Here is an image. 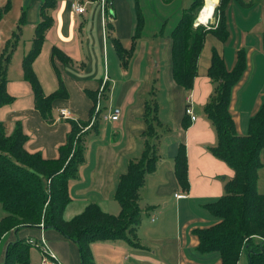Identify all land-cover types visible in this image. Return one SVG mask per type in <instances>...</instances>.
<instances>
[{
  "label": "crops",
  "instance_id": "crops-1",
  "mask_svg": "<svg viewBox=\"0 0 264 264\" xmlns=\"http://www.w3.org/2000/svg\"><path fill=\"white\" fill-rule=\"evenodd\" d=\"M42 1L0 2V55L13 45L6 65V90L13 100L0 106L6 133L20 125L27 137L23 143L27 152L56 158L71 128L66 119H60V110L69 111L71 119L87 120L99 102L95 125L84 137V160L76 176L68 180L70 201L63 217L70 219L89 204H97L109 214L120 212L115 197L118 180L140 157L151 121L157 132L153 140L157 158L138 192L143 216L134 230V243L92 242L93 259L96 264H219L218 252L197 249V230L218 222L209 204L223 195L225 182L234 175L227 163L210 151L217 135L204 110L213 92L208 68L213 50L229 71L237 54L243 53L245 68L231 89L229 113L236 133L246 134L250 118L264 100V0H224L222 5L221 0H202V5L213 3L215 12L222 8L225 29L222 38L206 33L189 91L173 79L169 35L178 20L172 22V18H179L189 7L183 0H108L105 26L99 0H90L82 14L71 11L72 0H55L47 10L52 23L32 63L45 94L56 89L59 78L68 92L67 98L52 101L48 119L36 108L32 87L22 70V59L41 21ZM14 9H18L20 35H8L2 26ZM140 19L142 28L137 33ZM215 20L216 16L212 26ZM53 48L64 58L53 56ZM105 76V88L99 93ZM187 107L192 109L194 120L186 113ZM115 108L119 109L117 120L102 118ZM181 145L186 158V187L175 172ZM260 160L257 189L264 194V149ZM3 214L0 208V218ZM18 240L28 244L27 262L14 264H40L42 240L58 264H81L77 244L43 225L7 232L0 240V264L8 244ZM237 264H248L244 252Z\"/></svg>",
  "mask_w": 264,
  "mask_h": 264
},
{
  "label": "trees",
  "instance_id": "trees-1",
  "mask_svg": "<svg viewBox=\"0 0 264 264\" xmlns=\"http://www.w3.org/2000/svg\"><path fill=\"white\" fill-rule=\"evenodd\" d=\"M222 2L224 0H221L220 5ZM54 5L55 0L42 1L39 9L41 21L36 24L31 47L22 59L23 78L32 87L36 108L47 119L52 101L68 96L60 78L56 89L45 94L32 68L44 32L52 23L47 10ZM201 6L202 0H192L169 31L172 39L173 79L187 91L191 89L197 73V58L206 33L213 32L219 38L224 36L221 7L215 12L218 18L215 25L209 28L194 26ZM141 28L140 19L137 33H140ZM9 46L10 49L6 51V48L0 55V106L13 100L6 90V65L13 49V45ZM116 47L121 54L120 47ZM52 55L64 58L57 48L52 49ZM244 68L242 52L237 54L235 66L229 71L222 57L213 50L208 68L213 92L204 106L217 135L216 145L210 147V151L226 162L234 175L225 182L223 195L209 204L218 222L197 230V249L202 253L218 252L219 264H237L243 252L248 264H264V194L257 189L260 154L264 149V100L250 118L246 134L236 133L229 113L231 89ZM66 120L70 123V131L65 143L58 149V157L52 159L27 152L23 148L27 137L21 126H16L7 134L5 124L0 121V208L4 213L0 218V240L10 230L42 223L43 228H53L77 244L81 264H96L90 247L92 242L125 240L134 243V230L143 216L138 204V192L145 174L152 170L157 158L153 144L157 132L149 121L140 157L128 165L126 173L118 180L115 197L121 209L117 215L104 212L97 204H89L80 213L65 219L63 211L70 201L68 180L76 176L84 160L83 141L87 130L82 129L90 123L91 117L87 120ZM94 125L95 121L90 127ZM175 172L186 187V158L182 145L175 157ZM27 249L28 244L21 240L9 243L2 264L26 263Z\"/></svg>",
  "mask_w": 264,
  "mask_h": 264
},
{
  "label": "built area",
  "instance_id": "built-area-1",
  "mask_svg": "<svg viewBox=\"0 0 264 264\" xmlns=\"http://www.w3.org/2000/svg\"><path fill=\"white\" fill-rule=\"evenodd\" d=\"M1 2V0H0ZM100 2V6H101V14L103 16V24L105 26V22H104V15L106 14V11L104 10L105 7L108 5V0H99ZM91 1L90 0H72L70 2V9L71 11H73L74 13L77 14H82L86 11V6L88 4H90ZM204 6V5H203ZM203 6L201 8V10L203 9ZM200 10V11H201ZM105 13V14H104ZM200 13V12H199ZM215 10H213L211 17L208 19L207 22L205 23H201L198 21V16H196L195 21H194V26L197 25H203L205 27H210L211 23H212V19L215 16ZM199 15V14H198ZM107 16V15H106ZM217 17L216 20L214 22V25L217 23ZM107 80V76L104 77L103 82L101 83V86L99 88V93L102 92V90L105 88V81ZM100 106H99V102L97 101L96 105H95V112L99 113L100 111ZM186 113L190 116L191 120L195 119V115H193L192 113V109L190 107L186 108ZM60 119H67L69 118V111H67L66 109H61L60 110ZM119 117V109L115 108L113 109L111 112L109 113H104L102 114V118L103 119H107V120H117ZM95 121V117L92 116L90 123L84 127L82 129V131H84L85 129H87L88 127H90L92 125V123ZM40 226H42V223L39 224ZM31 241V240H30ZM32 242V241H31ZM41 251H42V257H41V262L40 264H58L57 263V259L55 254L51 251V249L45 244L44 240H42L41 242Z\"/></svg>",
  "mask_w": 264,
  "mask_h": 264
},
{
  "label": "rangeland",
  "instance_id": "rangeland-1",
  "mask_svg": "<svg viewBox=\"0 0 264 264\" xmlns=\"http://www.w3.org/2000/svg\"><path fill=\"white\" fill-rule=\"evenodd\" d=\"M183 4H187V6H189L190 5V0H183ZM203 6V5H202ZM202 6H201V8H202ZM201 8H200V10H201ZM200 10L197 12V15L196 16H198V14H199V12H200ZM17 12H18V9H14L13 10V16H12V14H10V16H8V22H5L6 24H4V25H2L4 28H5V30H6V33L8 34V35H12L13 33H17L18 35H20V33H19V29H21L20 27H19V25H18V23H17V20H18V16L19 15H17ZM17 15V16H16ZM216 17H217V15H216ZM177 19H179L178 18V15H176L174 18H172V22L173 21H176ZM178 21V20H177ZM13 32V33H12ZM23 35H25V32L23 33ZM94 111H95V109H94ZM95 114L93 115V117H95V119H96V116H97V112H94ZM69 116H70V114H69ZM92 118V117H91ZM89 128V127H88ZM87 128V129H88ZM87 129H85V130H87Z\"/></svg>",
  "mask_w": 264,
  "mask_h": 264
},
{
  "label": "bare ground",
  "instance_id": "bare-ground-1",
  "mask_svg": "<svg viewBox=\"0 0 264 264\" xmlns=\"http://www.w3.org/2000/svg\"><path fill=\"white\" fill-rule=\"evenodd\" d=\"M214 10V4L208 1L207 4L203 6V9L200 11L198 15V21L201 23H205L211 17L212 12Z\"/></svg>",
  "mask_w": 264,
  "mask_h": 264
}]
</instances>
